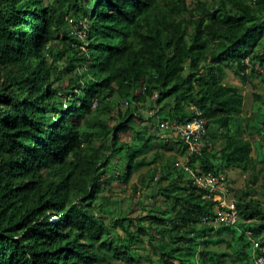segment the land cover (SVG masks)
<instances>
[{
    "label": "trees",
    "instance_id": "1",
    "mask_svg": "<svg viewBox=\"0 0 264 264\" xmlns=\"http://www.w3.org/2000/svg\"><path fill=\"white\" fill-rule=\"evenodd\" d=\"M257 66L264 0H0V264H255L264 192L241 191L236 223L216 226L193 173L255 166L241 88L222 79ZM147 101L177 123L198 110L209 146L188 154L173 131L139 129ZM252 121L264 147V109ZM171 141L184 164L149 154ZM143 168L139 208L122 205L114 186Z\"/></svg>",
    "mask_w": 264,
    "mask_h": 264
},
{
    "label": "rangeland",
    "instance_id": "2",
    "mask_svg": "<svg viewBox=\"0 0 264 264\" xmlns=\"http://www.w3.org/2000/svg\"><path fill=\"white\" fill-rule=\"evenodd\" d=\"M191 5V0H188ZM72 29L74 30V33L79 37L83 38L84 34L80 32L77 29V26H73ZM60 47V46H59ZM61 63H58L57 65L60 66ZM225 74L223 76L222 81L224 83L237 85L241 88L244 100L243 105L241 107V113H240V119H237L236 122H239L243 125L245 130L247 131L244 137L250 138L252 141V151L251 155L255 160V166L253 168H250L248 171H243L238 168H224L222 171V175L225 178L226 184L228 186V192L225 194L226 199L229 200L231 198H237V195L241 191L248 192V196L252 197L254 199H257L259 201L263 200V192H264V161H260L258 158L264 159V147L262 146V139L260 136L256 133L254 129H250V126L253 124V118L264 109V67L263 66H257L255 67V72L251 73L250 77L248 78V81L243 83L237 75L234 74L232 69L225 68L224 69ZM70 77L69 73L64 74V80L63 84L65 85L67 83V79ZM138 112L141 114L143 119H139L137 124L139 129L144 128L145 126L149 127L151 131L155 130V127L158 125L159 120L162 118L163 113L160 115H155L157 112L156 107H152L151 104L147 101L144 103H141L138 106ZM155 115L156 117H153ZM248 127H247V125ZM213 133L212 135H216V133ZM161 136H164L165 138H172L171 134H166L165 131L161 130L159 132ZM130 136L128 134L121 135L122 140L128 141ZM220 138L215 137V145L214 150L217 151L220 148ZM160 151L161 152V158L165 161H171L176 160L179 162H183L185 159L183 156L181 157L180 153L177 151V144L171 141V143L167 147H156L153 150L149 152V154H152L154 151ZM154 166L157 168V176L160 174V163L157 161ZM146 174L148 175L146 168H143L137 172H135L129 182L127 184L124 183H117L114 186L113 195L117 196L122 200V205L128 206L129 204H134L133 208H139L136 206L137 200H139V197L141 194H138V192L133 195L132 190V184L138 183L139 184V175L140 174ZM133 195V196H132ZM112 206L111 204H108V207L110 208ZM106 221H108V218H106ZM219 225V224H218ZM216 224V226H218ZM224 238L226 240H230L231 235L228 233L223 234ZM142 241L138 242V245L146 246L147 241L146 237L142 236ZM226 243L222 242L219 245L215 246L217 248H225ZM236 246H240V243H237ZM142 253L143 250H140ZM229 262V261H228ZM115 264H126L122 261H114Z\"/></svg>",
    "mask_w": 264,
    "mask_h": 264
},
{
    "label": "built area",
    "instance_id": "3",
    "mask_svg": "<svg viewBox=\"0 0 264 264\" xmlns=\"http://www.w3.org/2000/svg\"><path fill=\"white\" fill-rule=\"evenodd\" d=\"M193 111L194 114L186 118L182 123L165 119H160L158 122L160 130H171L178 135V138L186 145L188 154L199 153L209 146L206 120L201 117L198 110L193 109ZM186 160L187 159H184L183 162L177 161L176 164L182 165ZM193 178L198 187L206 189L208 191V196L219 202L216 215L209 220V223L215 225H234L238 216L234 206V198L227 200L225 197V194L228 192V186L224 176L222 174L215 175L212 173H193ZM247 235L251 238L253 249L255 251H261L262 247H260L258 241L251 236L250 231L247 232ZM254 263L264 264V256L261 253H257L254 258Z\"/></svg>",
    "mask_w": 264,
    "mask_h": 264
}]
</instances>
